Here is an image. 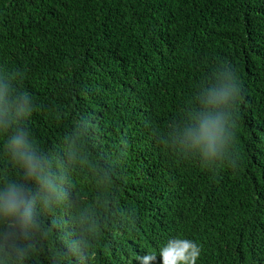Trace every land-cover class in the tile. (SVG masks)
Here are the masks:
<instances>
[{
    "label": "trees",
    "instance_id": "1",
    "mask_svg": "<svg viewBox=\"0 0 264 264\" xmlns=\"http://www.w3.org/2000/svg\"><path fill=\"white\" fill-rule=\"evenodd\" d=\"M220 65L243 89L240 160L209 172L164 150L152 129L176 120ZM0 68L19 70L34 97L42 149L87 118L91 160L117 165L113 215L85 257L64 256L54 232L27 264H138L148 252L156 264L177 237L199 244L197 264H264V0H0ZM72 182L84 203L107 195L87 170Z\"/></svg>",
    "mask_w": 264,
    "mask_h": 264
},
{
    "label": "clouds",
    "instance_id": "2",
    "mask_svg": "<svg viewBox=\"0 0 264 264\" xmlns=\"http://www.w3.org/2000/svg\"><path fill=\"white\" fill-rule=\"evenodd\" d=\"M20 79L19 70L0 68V264L36 260L54 232L63 234L64 256L83 259L113 215L109 185L117 165L101 169L91 160L85 147L91 131L87 118L63 137L58 148L42 149L29 126L36 101L19 86ZM242 91L235 72L220 65L195 86L179 117L165 129L153 128L152 135L167 152L195 160L209 172L236 169L240 157L233 109ZM84 170L107 195L88 203L80 200L72 175ZM49 215L50 220L42 218ZM201 251L191 239L171 238L160 247L162 261L156 264H197ZM155 258L148 252L136 261L150 264Z\"/></svg>",
    "mask_w": 264,
    "mask_h": 264
}]
</instances>
